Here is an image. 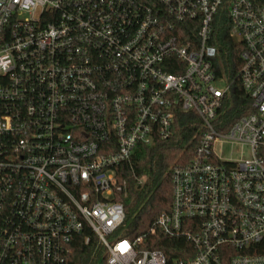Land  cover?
Masks as SVG:
<instances>
[{"label": "built area", "instance_id": "2783aa9c", "mask_svg": "<svg viewBox=\"0 0 264 264\" xmlns=\"http://www.w3.org/2000/svg\"><path fill=\"white\" fill-rule=\"evenodd\" d=\"M224 29L251 107L231 123ZM179 112L197 144L150 229L186 241L169 260L126 236L117 174ZM88 229L106 264H264V0H0V264H69Z\"/></svg>", "mask_w": 264, "mask_h": 264}, {"label": "trees", "instance_id": "16d2710c", "mask_svg": "<svg viewBox=\"0 0 264 264\" xmlns=\"http://www.w3.org/2000/svg\"><path fill=\"white\" fill-rule=\"evenodd\" d=\"M219 61L216 64L221 77L230 85L229 103L233 109L228 122L251 112L248 94L244 91L239 72L242 66L240 54L242 46L235 42L227 30L219 31L217 40ZM197 118L191 113L179 112L176 116L173 134L169 139H156L153 145H139L129 162L118 168L117 180L123 191L116 199L125 207L124 231L127 237L145 236L147 248L161 250L169 260L181 256L184 239H171L159 230L150 233L157 217L169 211L173 200L172 170L177 165L187 163L197 144L198 127L193 124ZM143 183H139L142 178ZM91 242L86 245L85 237ZM75 253L69 264H106L104 251L97 247L96 237L86 230L74 243Z\"/></svg>", "mask_w": 264, "mask_h": 264}, {"label": "rangeland", "instance_id": "374dc122", "mask_svg": "<svg viewBox=\"0 0 264 264\" xmlns=\"http://www.w3.org/2000/svg\"><path fill=\"white\" fill-rule=\"evenodd\" d=\"M217 86L221 89H225L226 82L219 81L217 83ZM218 152L222 155V158L224 159L239 160L242 158H248L250 156L248 148H243L239 145L223 144L222 146H219ZM144 180L145 178L143 177L140 180L141 183H143Z\"/></svg>", "mask_w": 264, "mask_h": 264}]
</instances>
